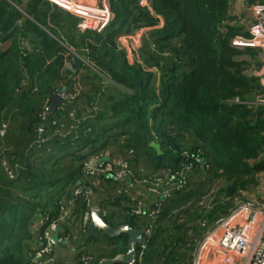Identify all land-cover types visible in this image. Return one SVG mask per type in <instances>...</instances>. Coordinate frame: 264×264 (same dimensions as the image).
<instances>
[{
  "label": "trees",
  "instance_id": "obj_1",
  "mask_svg": "<svg viewBox=\"0 0 264 264\" xmlns=\"http://www.w3.org/2000/svg\"><path fill=\"white\" fill-rule=\"evenodd\" d=\"M9 1L0 0V264L28 262L61 206L59 246L72 241L71 263L125 252L126 234L88 236L92 205L111 227H149L133 264H191L197 242L263 183L264 88L251 72L262 61L231 44L250 36L234 14L240 0H108L101 32L79 30L48 1ZM138 31L130 60L118 38ZM94 158L126 160L131 175L85 173ZM155 176L185 182L157 196L140 185L145 200L131 194L135 179Z\"/></svg>",
  "mask_w": 264,
  "mask_h": 264
},
{
  "label": "built area",
  "instance_id": "obj_2",
  "mask_svg": "<svg viewBox=\"0 0 264 264\" xmlns=\"http://www.w3.org/2000/svg\"><path fill=\"white\" fill-rule=\"evenodd\" d=\"M66 10L78 18L76 27L81 30H91L101 32L112 18L109 7H99L80 3L74 0H45ZM252 22L249 27V37L235 36L231 44L237 47L250 46L259 52L262 65L256 69L254 74L259 77V82L264 88V2L251 5ZM123 37V36H121ZM140 37V36H139ZM120 38V37H119ZM118 38V41H119ZM138 38V36H137ZM137 48V47H136ZM62 98L65 94L61 93ZM237 101V99L235 100ZM257 103H264V98H258ZM41 131V128H38ZM185 168H189V165ZM84 172L90 175L95 173H113L117 179L127 178L131 175L126 160L104 162L100 158H94L84 165ZM183 177V175H181ZM135 182L143 185L146 191L153 196L166 195L174 188L180 187L185 180L174 181L171 176L167 181L160 177H149L135 179ZM264 183V182H263ZM260 188L251 189L244 192L242 200L236 199L234 208L226 216L219 218L213 228L197 242L193 253L191 264H211L213 258L220 264H264V184ZM81 193V189H76L74 195ZM85 195H91L85 191ZM159 203L156 206L159 207ZM142 202L132 210L134 214H141ZM99 209L92 205L83 216V223H89L90 212ZM60 215L57 220L50 221L36 238V245L33 247V255L29 261L23 264H58L54 252L55 248L63 244L58 233V227L68 210L60 207ZM157 208L151 210L149 215H153ZM149 233V227L145 228V237ZM56 238V239H55ZM145 248V244L139 246L138 259ZM82 264H87L90 256H83ZM136 260V258H135ZM68 264H73L69 261Z\"/></svg>",
  "mask_w": 264,
  "mask_h": 264
},
{
  "label": "water",
  "instance_id": "obj_3",
  "mask_svg": "<svg viewBox=\"0 0 264 264\" xmlns=\"http://www.w3.org/2000/svg\"><path fill=\"white\" fill-rule=\"evenodd\" d=\"M26 45L27 42H26ZM77 63L75 60H71L69 64L66 65L68 69H70L71 73L75 72L77 68ZM66 90L65 86H62L57 93H54L50 100V105L48 111L50 113L55 112L58 105L62 104L63 98L61 93H64ZM151 146L155 148L158 154L161 153L160 146L158 143H151ZM125 179V178H122ZM145 228L146 227H139V228H132L128 224H122L117 227H111L100 216L98 210H92L90 212L89 223L87 225V232L88 236H90L94 231L100 230L109 237H118L121 234L127 235L126 241V249L123 253H118L112 258H101L97 264H114L117 262H122L125 264H133L136 258L137 246L141 244H146V237H145ZM56 239V238H55Z\"/></svg>",
  "mask_w": 264,
  "mask_h": 264
},
{
  "label": "crops",
  "instance_id": "obj_4",
  "mask_svg": "<svg viewBox=\"0 0 264 264\" xmlns=\"http://www.w3.org/2000/svg\"><path fill=\"white\" fill-rule=\"evenodd\" d=\"M74 1H78L80 3H84V4H88V5L99 6V7H107L108 6V0H74ZM7 2L10 3L11 5H13L9 0H7ZM237 5L240 6V7H237ZM241 5H242L241 1L235 3L234 11L236 10V12L238 14H239V12L242 9ZM18 9L21 10L19 7H18ZM60 9H62V8H60ZM62 10L67 12L64 9H62ZM67 13H69V12H67ZM72 16H74V15H72ZM75 18H77V17H75ZM141 32L142 31H139V33H135L133 35H124L123 37L120 36V38H119L120 47H122L125 50H130V48L134 49V46H135V48L138 47V45H139V36H140ZM137 36H138V38H137ZM67 64H69V63H67ZM142 190H143V188H142ZM90 196L93 197V194L91 193ZM66 251L67 250L64 248V245H63V246H58V248H55V252H54V255H55L56 259L58 261L62 262L63 264H68L69 261H70L69 259L71 258L70 256L67 257V254H65ZM213 261H215V262L214 263L212 262L211 264H220L218 261L215 260V257L213 258Z\"/></svg>",
  "mask_w": 264,
  "mask_h": 264
},
{
  "label": "rangeland",
  "instance_id": "obj_5",
  "mask_svg": "<svg viewBox=\"0 0 264 264\" xmlns=\"http://www.w3.org/2000/svg\"><path fill=\"white\" fill-rule=\"evenodd\" d=\"M241 1V0H240ZM259 1H263L264 2V0H256L255 2H253L252 4H248V3H244V1H241V6H242V9H241V11L239 12V16H240V18H239V21H240V25L243 27V29L244 30H247L248 31V33H249V27H250V25H251V22H252V12H251V5H254V4H256V3H261V2H259ZM239 2V1H238ZM240 5V4H239ZM237 7H240V6H238L237 5ZM234 14L235 15H237L238 16V14H237V12H236V10H235V12H234ZM137 33H139V31L137 32ZM133 35V34H132ZM135 37V36H134ZM137 41V40H136ZM60 43L61 44H64L62 41H60ZM136 49L137 48H135V46H134V49H132V48H130V50H126V52L128 53V55H129V59L130 60H133L134 59V55H135V53H136ZM69 50H71V49H69ZM76 57H78V55L75 53V52H73V51H71ZM257 55H259V54H257ZM244 58H247V59H251L250 57H248V56H245ZM259 59H260V57H259ZM251 72L254 74V72H256V68L254 69V67H252V69H251ZM263 182H264V177H263ZM142 191V187H140V184L139 183H137V182H135V186H132V191H131V194L132 195H134V197H135V195L137 196L138 194H139V196L140 197H143V199L145 200V198H146V195H145V193H142L141 192ZM135 199V198H134ZM64 248L66 249V248H68V249H66L67 251H66V253L65 254H67V257H72L74 254H75V251H76V249L74 248V246L72 245V241H66V245L64 246Z\"/></svg>",
  "mask_w": 264,
  "mask_h": 264
}]
</instances>
